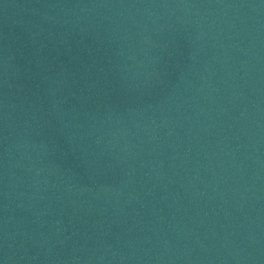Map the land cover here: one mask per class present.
<instances>
[{
  "label": "water",
  "instance_id": "obj_1",
  "mask_svg": "<svg viewBox=\"0 0 264 264\" xmlns=\"http://www.w3.org/2000/svg\"><path fill=\"white\" fill-rule=\"evenodd\" d=\"M0 264H264V0H0Z\"/></svg>",
  "mask_w": 264,
  "mask_h": 264
}]
</instances>
